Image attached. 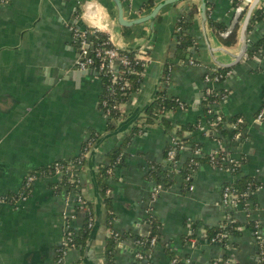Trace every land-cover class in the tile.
Masks as SVG:
<instances>
[{"label":"crops","instance_id":"crops-1","mask_svg":"<svg viewBox=\"0 0 264 264\" xmlns=\"http://www.w3.org/2000/svg\"><path fill=\"white\" fill-rule=\"evenodd\" d=\"M162 1L125 0V18L145 16ZM205 1L208 20L221 23L226 29L238 23L232 45L223 44L208 28L217 46L235 47L245 12L238 20L234 13L236 0ZM143 5L149 9H143ZM199 5V0L177 2L164 7L153 25L146 22L121 28L110 0H9L0 4V196L17 192L29 172L78 156L92 133L102 137L121 130L107 137L92 156L93 168L107 163L105 155L133 125L142 123L140 119L146 112L143 110L161 86L167 96L186 106L168 115L171 124L178 128L195 123L200 113L203 76L213 69H230V76L213 86L227 94L214 109L227 119L242 118L244 139L241 143L229 141L219 146L204 133L207 132L204 123L199 129L183 131L181 135L188 143L201 144L205 155L224 147L232 157L245 158L242 175L260 185L248 202L250 219L245 218L239 206L228 207L221 202L223 186L235 178L225 169L199 164L192 174L190 191L177 171H170L169 183L165 185H156L155 180L147 178L151 164L162 166L158 170L160 175L173 167V163L164 159L170 136L154 124L143 126L142 132L131 139L120 165L107 180L115 214L112 230L120 235L144 236L148 229L146 218L156 219L161 226L159 242L146 252L152 264H172L171 255L185 264H210L224 255L231 258L228 264H263L253 232L246 225L238 236L228 238L222 246L210 244L204 233L232 217L245 224L254 222L264 236V120L254 119L264 101V51L252 59L235 58L236 52H210L203 38ZM191 7L197 9L189 29L198 45L190 54L194 64L172 60L169 82L163 85L161 73L176 46L173 28L178 17L187 14ZM83 11L89 18L81 17ZM74 23L107 34L117 49L145 55L146 67L139 90L125 104L122 119L112 121L113 129L108 132L107 120L99 109L102 80L97 73L82 72L76 67L80 53L69 29ZM263 32L264 20L248 32V44L250 39H259ZM197 95L199 103L194 108ZM128 119L133 122L125 126L123 122ZM190 157L195 156L187 146L177 155V165ZM80 179V193L95 214L86 164ZM156 186V198L150 202ZM84 223L74 192L61 185L59 177L38 179L25 200L0 206V264H59L57 249L66 226L79 232ZM107 231L101 204L100 224L94 237L90 242L88 238L83 252L68 250L61 264H107L104 256ZM140 249L138 241L122 240L114 253V264H142L137 259Z\"/></svg>","mask_w":264,"mask_h":264},{"label":"trees","instance_id":"trees-1","mask_svg":"<svg viewBox=\"0 0 264 264\" xmlns=\"http://www.w3.org/2000/svg\"><path fill=\"white\" fill-rule=\"evenodd\" d=\"M122 3L125 2V0H121ZM240 0H236L234 7L236 8L239 4ZM143 9L148 10V5H143ZM197 13L196 7H191L189 12L187 14L180 15L178 17V21L175 23V26L173 28V38L176 41V46L173 54L171 56H168L166 64L163 69V76L167 73L168 66L171 65L172 60H179V61H185L186 56L191 54L192 50H195L198 48V45L196 41L193 39V37L189 34V29L191 28L193 24L194 17ZM239 20V19H238ZM264 20V7L258 8L250 21L248 32L252 31V29L256 26L257 23ZM208 28L215 33L221 42L223 44H229L232 45L235 42L236 33L239 28L238 23H236L233 28H231V33L227 38L222 36V33L226 31L227 27L222 25L221 23H215L211 19L207 22ZM90 42L92 44V47L94 50L96 48H100L102 51L107 49L108 46L106 44V40L108 39V35L95 30L93 34L90 36ZM225 39V40H224ZM92 51L91 53V59L93 60V67L95 68L98 65L99 59L95 57V51ZM264 51V32L262 36L257 40H251L249 44L247 45V48L244 52V56L247 59L256 58L261 52ZM117 52L120 55H127L129 57H132L135 55L133 52H128L126 50L117 49ZM191 59V58H190ZM192 60V59H191ZM137 71H143L144 69L140 67H136ZM220 72L225 73L227 71H230V69L221 68L219 69ZM97 73V72H96ZM99 77L102 80L103 83V89L104 92H102L101 97L99 99V109H101V101H106L107 107H110L113 103L116 102H123L126 101L130 95L136 93L139 90V87L141 85L143 76L138 75H127L126 79L129 82V89L122 94V92H119L115 90V94L113 96H109L107 93V88L110 86L112 87L110 80L108 77H104L101 74H98ZM163 83V82H162ZM164 85V84H163ZM225 95L226 92H223ZM216 98L211 96H205L204 93H202L200 104H199V117L197 118V121L193 124H184L182 126H179L178 128L174 127L173 124H171L170 119L168 118V115L170 113H174L177 110H180L178 107L177 98L169 97L166 94V90L164 86H161L159 91L157 92L156 99L153 101V103L149 106V108L146 110L145 114L141 117L142 123L140 124L137 122L135 125L132 126L130 131H128L125 135L123 140L116 146H114L106 155L107 163L105 164H96L94 168L95 173V179H96V185L99 193V199L101 201L103 211L105 213V225L108 230L113 229V224L115 220V214L113 211L112 206V200L109 194L106 192L109 190L107 180L110 179L114 173V170L120 165L121 159L123 157V154L129 145L131 139L138 133L142 132V127L145 125H158L164 129V131L170 136L169 138L173 137L175 138V147H170V144L165 148L164 150V159L166 160L167 153L171 148H174L175 154H174V161L173 167L169 168L168 170H165L162 172V175L159 173V169L162 167L157 164H151L149 171L146 173V177L149 179H153L156 181V185H165L169 183V174L171 172L177 171L179 178L184 180L187 176L191 179L192 182V174L196 170L199 164H211V157L209 154L205 155L202 153V145L197 142H187V138L182 137L183 131H193L200 128V124L204 123V128L207 132L204 131V133L208 134V136L213 139L214 141H221L222 143H228L229 141H234L236 143H241L242 139H244V129L245 124L242 118L240 117H232L230 119L225 118L219 111H211L208 112L207 105H209L213 100ZM264 102V101H263ZM186 106H184L183 109H185ZM160 114L161 118H158L157 115ZM220 116L221 120L215 124L212 125L211 123ZM158 118V119H157ZM122 119V118H121ZM116 113L112 116V118L108 119L107 122V129L106 131H111L113 129V122L121 120ZM241 119V122L238 123L237 120ZM113 121V122H112ZM237 136V138H236ZM100 138V134H93L85 141V143L81 147V151L85 148L87 149V154L89 153L92 146L97 142V140ZM240 141V142H239ZM89 142V143H88ZM188 146L189 151L192 153L194 150L198 149L200 151L198 156L190 157L184 160L179 166L176 163V157L179 155L180 150H183L185 147ZM80 153V152H79ZM229 153L227 150L223 147L222 149L217 150L213 153L214 160H217L218 163H221V159H227ZM77 156L75 158L69 159V160H61L56 161L52 163L47 168H41L39 171L48 173V176L53 175V166L55 164H60L63 167L67 166L68 163L76 160ZM246 162L244 157H240L235 162V165H231V175L234 176V180L229 183L225 184L223 186L224 188H228L229 192L231 194H235L236 197L234 201L239 204V207L243 210L248 209V202L252 200V195L256 191V189L260 188V185L251 177L242 175L241 172V166ZM84 165L86 164V158L83 160ZM177 165V166H176ZM111 170V174H107V171ZM171 171V172H170ZM159 173V174H158ZM51 177V176H50ZM53 177V176H52ZM51 177V178H52ZM79 178V171H77L76 174L71 178L72 180H69L65 172L61 173L59 175V179L61 182V185H64L65 187L74 186L75 180ZM73 182V183H72ZM187 189V186H185ZM32 187H24L21 186L17 192H9L3 197L6 199V202L13 205L19 197H28L31 192ZM222 189V191H223ZM148 229L147 233L144 236H137L131 233H125L123 235L119 236V239L116 240L112 237H108L105 242L104 247V256L106 259L107 264H114V253L117 249V246L122 240L126 239H134L135 241L143 242V244H148L151 237L156 236L157 242H159V232H160V224L159 222L152 218L151 216L147 217L145 220ZM246 225L248 228H250L253 232V229L255 227V223L252 221H248L243 223L238 218L232 219V217H229V220L227 223L221 224L219 227L216 228H207L204 237L205 239L212 245H224L228 238H233L239 235L240 230L243 228V226ZM194 224H192V227ZM89 229L86 228V225L84 224L83 227L79 230V232H76L74 238V243L76 244L77 250L80 252H83L90 235ZM254 242L257 247V253L263 257L261 260L264 261V239L261 244H258L255 240V237L253 236ZM188 240V237L184 239V243H186ZM148 250L147 246H141L140 253L146 255V252ZM61 254V251L57 252V257H59ZM172 261L176 258H173V255H171ZM231 258L227 255H224L222 259H220L217 264H228V261ZM178 262L176 264H185L182 260L177 259ZM215 261H212L210 264H213ZM147 264H152L150 261L147 262ZM260 264V263H259Z\"/></svg>","mask_w":264,"mask_h":264},{"label":"built area","instance_id":"built-area-1","mask_svg":"<svg viewBox=\"0 0 264 264\" xmlns=\"http://www.w3.org/2000/svg\"><path fill=\"white\" fill-rule=\"evenodd\" d=\"M9 0H0V4H6ZM252 0H240L239 4L237 5L236 8H234V13L237 16V18L239 19V16L242 15L247 6L250 4ZM264 5L259 6L258 8H263ZM83 15H87L88 13L86 11L82 12L81 17H83ZM236 19V18H235ZM70 32H71V37L73 39V42L76 44V46L79 48L80 50V55L81 57H83L82 61H78L76 64V67L79 71L82 72H94L97 74H101L104 77H108L110 80V83L112 85V87H108L107 88V93L109 96H113L115 94V90L122 92V94H124L128 89H129V82L126 79L127 75H138V76H143V71H137L136 67H140L142 69L145 70L146 67V60H145V55L144 54H137L135 53L134 56L129 57L127 55H120L117 52V48H115V46H113V44L111 43V39L108 36V39L106 40V44L110 47H108L105 50H101L100 48H96L94 50V48H92V50H87L85 48V46L87 45H91L90 42V35L93 34L95 32V29L87 26V25H82V28L77 27L75 25L71 26L70 28ZM231 29H227L226 31H224L222 33V36L227 38L229 36V34L231 33ZM95 51V57L99 59L98 65L94 68L93 67V60L91 59V53L92 51ZM87 54H89L88 57ZM187 62L190 65L194 64L193 60H187ZM170 71H171V66H168L167 68V73L166 75H164L162 77V82L163 84H168L169 79H170ZM230 76V72L227 71L225 73H222L219 71V69H213L211 70L209 73L205 74L203 76V84H204V88L202 93H204L205 96H211L213 95V97H215L216 99L213 100L209 105H207L208 108V112L210 113L211 111H217L216 109H214L215 107H217L219 105L220 102H222L223 100H225L226 95L218 90H215L213 86L223 82L225 79H227ZM104 92V89H103ZM132 95L129 96V98L126 101L123 102H116L113 103L110 107H107L106 101H101V113L102 116L105 120H108L110 118H112V116L116 113V115H118V117L121 119L124 114H125V109L124 106L126 103H128V101L130 100ZM178 102V107L180 110H183L185 104L183 102H181L179 99H177ZM158 118H161V115L158 114L157 115ZM157 118V119H158ZM255 121L257 122H261L264 120V102L262 103L261 107L259 108V111L257 112L256 116H255ZM221 120L220 116H218L211 124L215 125L217 124L219 121ZM238 123L241 122V119L237 120ZM237 138V136H236ZM218 143L219 146H221L222 142L221 141H216ZM89 143V142H88ZM169 144L170 147H175V138L171 137L169 139ZM222 149V148H220ZM219 150V149H218ZM217 150H215L214 152H216ZM210 153V157H211V164L210 166L213 168H222L225 169L226 171H228L231 174V165H235L237 159L232 157L230 154L228 155V157H226L227 159L222 158L221 159V163H218L217 160H214V157L212 156L213 153ZM200 153V151L198 149L194 150L192 152L193 156H198ZM174 148H171L168 153H167V157H166V161L169 163H172L174 160ZM87 157V149L85 148L84 150L80 151V153L78 154L76 160L70 162L67 164V166L63 167L60 164H55L53 166V175L50 174V176L52 177H59V175L63 172H65V174L67 175L69 180H72L71 178L74 176V174L77 173V171H79V178H77L75 180V182L73 183L74 186H69L66 187L68 188V190H71L72 192H74V199H75V203L78 206V211H80L83 216H84V224L86 225V228L91 230L93 225H94V219H95V214L92 210V208L90 207V204H88L86 202V200L83 198V196L80 193V186H81V179H80V173L81 170L83 169L84 163L83 160ZM47 168V167H45ZM111 170L107 171V174H111ZM48 173L46 172H41L38 170H33L31 172H29L23 179V183L22 186L24 187H32L33 184L35 183V181H37L38 179L41 178H48ZM49 176V177H50ZM185 186H187V190L190 191L192 190V185H191V179L189 178V176H187L184 180H183ZM158 191V186H156L153 191L151 192L150 195V202H152L155 198H156V194ZM108 194H110V190L106 191ZM236 195L235 194H231L228 190V188H224L222 193H221V202L223 203V205L228 206V207H238L239 204L236 203L234 201ZM27 197H19L18 201H22L25 200ZM15 202V203H16ZM7 203L6 199L3 196H0V206ZM14 203V204H15ZM245 212V218L246 219H250V212L248 209L244 210ZM149 217V216H148ZM77 233L74 232L68 225L66 226L65 230H64V236L61 239V242L58 246L57 252L61 251V254L59 257H57V263L61 264L64 255L66 254V252L68 250H77L76 244L74 243V238L75 235ZM107 236L108 237H112L116 240L119 239L120 234H118L117 232H115L114 230H108L107 231ZM253 236L255 237V240L257 241L258 244H261L263 242L264 236L260 233V231L258 230V226L255 225L254 229H253ZM139 245L141 246H147L148 248L156 245L157 243V237L153 236L150 238L149 243L148 244H143V242L138 241ZM137 259L139 261L142 262V264H147L148 262V258L146 257V255L138 252L137 253ZM259 259H263V257H261L259 255ZM178 262L177 259H174L172 261V264H176ZM217 260H215V262L213 264H217Z\"/></svg>","mask_w":264,"mask_h":264},{"label":"water","instance_id":"water-1","mask_svg":"<svg viewBox=\"0 0 264 264\" xmlns=\"http://www.w3.org/2000/svg\"><path fill=\"white\" fill-rule=\"evenodd\" d=\"M110 1L112 2L113 6L116 10V20H117L118 25L121 28H131L133 26L143 24L146 22H152V25H153V21L156 19L157 15L159 14V12L164 7L171 5V4H174V3H177V2L186 1V0H163L162 2L158 3L145 16H141L139 18L132 19V20H128L125 18L124 6H123V3L121 0H110ZM261 1L262 0H252L250 2V4L247 6L245 13H244V18L242 20L240 30H239V40H238L236 46L232 48V47H227V46H224V47L223 46H217L214 43L213 39L211 38V34L208 30V25H207L208 19H207L206 1L205 0H199V2H200V5H199L200 24L202 27L203 38H204L206 46L208 47V50L210 52H213V53L221 52V53H225V54H232L233 52H236L238 54V56H235V58H239V57L244 56V52H245L247 45H248V38L247 37L249 34L248 33L249 24H250V21H251V18L253 16L254 12L257 10ZM73 25L82 28V25H78L77 23H74ZM85 48L87 50H92L93 47L91 45H87V46H85ZM123 50H125V49H123ZM79 53H80V50H79ZM88 56H89V54H87L86 57H88ZM189 58H190V56L188 54L186 56V60H189ZM82 60H83V57H81V55L79 54V61H82ZM162 74H163V72L161 73V75ZM157 92H158V89H156L154 96L151 98L147 107L143 110V113L149 108V106L156 99ZM198 103H199V97L197 95L192 106L195 108ZM132 122L133 121L128 119V120L124 121L123 123L126 126V125L131 124ZM120 131L121 130H118L116 132H120ZM116 132L105 134L102 137H100L97 140V142L92 146V148L90 149V151L86 157V167H87L89 174H90L91 184H92V188H93V195H94V200H95V219H94V225L90 231L89 242L94 237L95 232L99 227L100 219H101V203H100V199H99V193H98V189H97V185H96L95 173H94V168L92 166L91 159H92V156L94 155V153L99 148L100 144L107 137H109L111 135H115ZM156 247H157V245L155 246V248ZM263 264H264V261H263Z\"/></svg>","mask_w":264,"mask_h":264},{"label":"bare ground","instance_id":"bare-ground-1","mask_svg":"<svg viewBox=\"0 0 264 264\" xmlns=\"http://www.w3.org/2000/svg\"><path fill=\"white\" fill-rule=\"evenodd\" d=\"M233 62H236V59Z\"/></svg>","mask_w":264,"mask_h":264}]
</instances>
